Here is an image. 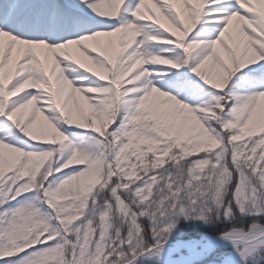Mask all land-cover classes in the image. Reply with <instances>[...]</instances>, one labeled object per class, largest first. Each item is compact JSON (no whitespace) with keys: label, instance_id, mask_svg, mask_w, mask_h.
Returning <instances> with one entry per match:
<instances>
[{"label":"snow or ice","instance_id":"snow-or-ice-1","mask_svg":"<svg viewBox=\"0 0 264 264\" xmlns=\"http://www.w3.org/2000/svg\"><path fill=\"white\" fill-rule=\"evenodd\" d=\"M0 264H264V0H0Z\"/></svg>","mask_w":264,"mask_h":264}]
</instances>
